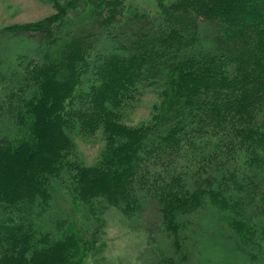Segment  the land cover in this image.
Returning <instances> with one entry per match:
<instances>
[{"label":"trees","instance_id":"1","mask_svg":"<svg viewBox=\"0 0 264 264\" xmlns=\"http://www.w3.org/2000/svg\"><path fill=\"white\" fill-rule=\"evenodd\" d=\"M46 1L0 28V264H85L97 204L150 203L171 245L151 264H264V0ZM98 133L86 163L76 138ZM202 214L219 259L189 247Z\"/></svg>","mask_w":264,"mask_h":264},{"label":"rangeland","instance_id":"2","mask_svg":"<svg viewBox=\"0 0 264 264\" xmlns=\"http://www.w3.org/2000/svg\"><path fill=\"white\" fill-rule=\"evenodd\" d=\"M137 1L143 4L147 2V0ZM52 12H54V7L51 2L46 0H0V28L17 22L36 21ZM159 90L160 88L157 86L147 88L135 106L126 114L125 121L137 125L149 119L151 113H153V104L160 99ZM76 145L84 161L90 164L98 158L104 147V141L98 133L89 141L76 138ZM57 198L60 199L61 208L58 207L46 212L45 220L64 215L70 209L71 203L65 197L60 196ZM96 206L99 211L101 210L99 214L102 219L101 241L104 242V246L102 250L89 256L85 260V264H151L161 250L163 252L170 250V240L166 235L159 232L157 211L152 203L149 204V208L139 218H127L114 206L105 207L104 204H97ZM79 215L80 213H78ZM204 221L206 222V218L202 214L196 221V234L191 235L190 232L187 240L191 243L189 247L192 248V243H194L193 248L195 251L200 249L201 252L205 243H208L210 246L204 249L214 259H219V256L222 257V255L219 251L215 252L214 248L216 246L213 243L211 244L209 239L205 242L206 237L197 233L201 226H204L202 225ZM205 232L207 234L211 232L207 226ZM211 250L213 252H210ZM227 251L230 253L229 250ZM236 257L237 255L235 258L233 256L232 259L231 255V260L236 261ZM239 264H247V262L241 260Z\"/></svg>","mask_w":264,"mask_h":264}]
</instances>
